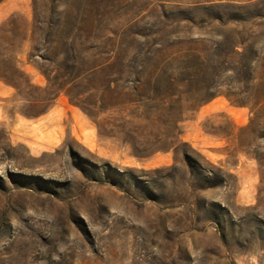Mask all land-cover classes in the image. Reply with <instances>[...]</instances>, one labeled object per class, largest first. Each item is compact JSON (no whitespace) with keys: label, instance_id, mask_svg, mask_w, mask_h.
<instances>
[{"label":"rangeland","instance_id":"obj_1","mask_svg":"<svg viewBox=\"0 0 264 264\" xmlns=\"http://www.w3.org/2000/svg\"><path fill=\"white\" fill-rule=\"evenodd\" d=\"M160 53L223 92L166 149ZM0 264H264V0H0Z\"/></svg>","mask_w":264,"mask_h":264},{"label":"trees","instance_id":"obj_2","mask_svg":"<svg viewBox=\"0 0 264 264\" xmlns=\"http://www.w3.org/2000/svg\"><path fill=\"white\" fill-rule=\"evenodd\" d=\"M236 48L237 47L235 45L231 51L235 54L243 56L242 58L244 62H241L238 68H231V72L233 74L232 77L234 78L235 84H244L246 86L247 83H250L253 80V62L247 55H244L245 53H243V51L241 52ZM195 56H197L200 60L201 55ZM188 58V54L180 55L178 57L166 56L163 53L154 55L150 54L144 56L141 59V63H139L143 69L145 67H154V69L158 71L155 76L148 73L145 75V70L144 72L142 71V74L145 76L143 78L144 80H141L144 91L146 92L144 96L148 99L150 98V100L153 101L152 107L161 112V117L158 116V119L153 121L152 127L160 124L163 115L165 116V114H168L169 116L168 121L163 123V125L165 124L170 131L169 133L167 131L166 133L161 134L164 137V140L162 142V146L159 147H162V149L168 148L167 145L170 142L173 143V145L175 143V136H172L171 131L173 128L176 129L178 127L181 120L174 118V112L181 106L182 102L188 103L189 106H199L223 93L219 88V84H215L213 87H210V84H208V86L200 84L202 82L205 83L203 80L204 76H202L201 71L194 70L190 66V59ZM202 58V62H204L206 59L205 56ZM74 61L73 65L76 67L78 65V61ZM83 76H85V74L82 75V77ZM242 93H244V91H241V93L234 96L236 97L235 102L239 104L243 103L238 98L242 95ZM83 103L87 102H82V104H80L83 110L91 117H97L96 115L98 114H95L96 112H94L92 106H85ZM136 134L138 133L136 132ZM153 137L157 138V136Z\"/></svg>","mask_w":264,"mask_h":264}]
</instances>
